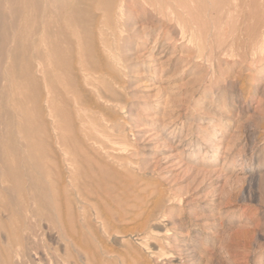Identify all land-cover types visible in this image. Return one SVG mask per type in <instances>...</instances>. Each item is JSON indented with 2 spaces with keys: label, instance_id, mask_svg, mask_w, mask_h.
<instances>
[{
  "label": "bare ground",
  "instance_id": "bare-ground-1",
  "mask_svg": "<svg viewBox=\"0 0 264 264\" xmlns=\"http://www.w3.org/2000/svg\"><path fill=\"white\" fill-rule=\"evenodd\" d=\"M218 20L232 22L264 55V0H0V264H102L98 234L141 217L133 234L148 248V219L159 202L147 212L103 203L106 129L118 130L103 122V100L112 101L121 76L132 74L125 63L131 53L136 59L135 37L175 32L202 55L208 46L197 37ZM218 43L209 45L212 54ZM263 178L252 168L251 182ZM71 248L79 260L70 259Z\"/></svg>",
  "mask_w": 264,
  "mask_h": 264
},
{
  "label": "rangeland",
  "instance_id": "rangeland-1",
  "mask_svg": "<svg viewBox=\"0 0 264 264\" xmlns=\"http://www.w3.org/2000/svg\"><path fill=\"white\" fill-rule=\"evenodd\" d=\"M218 22L197 37L208 46L202 55L175 32L133 39L136 59L131 53L125 66L136 75H122L112 101L103 100V122L118 129H106L103 203L159 207L147 249L133 234L141 217L98 234L99 263L121 264L116 257L128 254V264H264V180H250L252 168L264 175V55L232 22ZM70 259L79 260L74 248Z\"/></svg>",
  "mask_w": 264,
  "mask_h": 264
}]
</instances>
